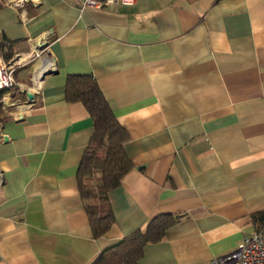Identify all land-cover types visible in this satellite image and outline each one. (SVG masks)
<instances>
[{
  "label": "crops",
  "instance_id": "obj_1",
  "mask_svg": "<svg viewBox=\"0 0 264 264\" xmlns=\"http://www.w3.org/2000/svg\"><path fill=\"white\" fill-rule=\"evenodd\" d=\"M9 1L0 57L34 55L26 88L41 56L53 71L21 120L0 113V264H94L160 215L181 219L140 264H212L262 227L264 0H35L26 23ZM70 75L97 81L128 134L132 169L99 239L77 181L94 122L65 100Z\"/></svg>",
  "mask_w": 264,
  "mask_h": 264
},
{
  "label": "trees",
  "instance_id": "obj_2",
  "mask_svg": "<svg viewBox=\"0 0 264 264\" xmlns=\"http://www.w3.org/2000/svg\"><path fill=\"white\" fill-rule=\"evenodd\" d=\"M65 100L68 104H83L94 122L95 132L79 167L77 181L93 236L99 239L115 224L109 194L121 185L123 177L132 169L125 151L128 134L92 76L70 75L65 86ZM180 219L172 215L154 218L144 230L103 251L94 264H140L144 249L161 242Z\"/></svg>",
  "mask_w": 264,
  "mask_h": 264
},
{
  "label": "built area",
  "instance_id": "obj_3",
  "mask_svg": "<svg viewBox=\"0 0 264 264\" xmlns=\"http://www.w3.org/2000/svg\"><path fill=\"white\" fill-rule=\"evenodd\" d=\"M28 3L36 5L35 0H10L6 3V6L17 9L21 21L26 23L27 17L24 9ZM73 3L80 11L87 12L90 10H103L111 6H133L135 0H73ZM27 55L28 54L22 53L16 54L10 59H6L2 56L0 57V111L10 113L11 117L15 120H21L31 110L34 104L29 103L26 95V93L31 92L33 88L28 89L24 87L17 81L16 77L17 72L28 65L33 59V57H27ZM34 79L35 71L31 77L33 86L35 85ZM40 79L42 82L44 81V74ZM16 94L26 96L27 102L20 104L21 98L14 100ZM12 108L16 110L12 111ZM2 183V174L0 172V185ZM212 264H264V223L257 232L246 236L235 251L225 256L215 258Z\"/></svg>",
  "mask_w": 264,
  "mask_h": 264
},
{
  "label": "bare ground",
  "instance_id": "obj_4",
  "mask_svg": "<svg viewBox=\"0 0 264 264\" xmlns=\"http://www.w3.org/2000/svg\"><path fill=\"white\" fill-rule=\"evenodd\" d=\"M32 56L34 55H29V54L27 55V57L29 58H31ZM41 61L37 63V67L35 71V79H34L35 85L33 86V90L31 91V95L33 96V98H35V94L41 89L42 80L40 79V77L48 71H51V70L53 71V68H48L47 70H46V67L44 66H43L44 68H41L40 66Z\"/></svg>",
  "mask_w": 264,
  "mask_h": 264
},
{
  "label": "rangeland",
  "instance_id": "obj_5",
  "mask_svg": "<svg viewBox=\"0 0 264 264\" xmlns=\"http://www.w3.org/2000/svg\"><path fill=\"white\" fill-rule=\"evenodd\" d=\"M45 44H46V42L44 41V46H45ZM43 46V47H44ZM42 47V48H43ZM41 48V49H42ZM40 49V50H41ZM44 49H46V47L44 48ZM40 50H38L37 52H39ZM33 57V56H32ZM45 59V60H47L48 62L50 61V57H47V56H41V58L39 59V61L38 62H40L41 61V59ZM36 60H38V58H36ZM32 63H34V59H32V61H31ZM36 65H37V62H36ZM31 79V78H30ZM29 88H33V85H32V82L29 80L28 81V89ZM22 97V99L20 100V104H23V103H26L27 102V98H26V96H22V95H20V94H16L15 95V98H14V100H17V99H20ZM16 109L15 108H12V111H15ZM10 111H11V109H10ZM2 113L1 114H3V113H5V115L7 114V115H9L10 113H6V111H1Z\"/></svg>",
  "mask_w": 264,
  "mask_h": 264
},
{
  "label": "water",
  "instance_id": "obj_6",
  "mask_svg": "<svg viewBox=\"0 0 264 264\" xmlns=\"http://www.w3.org/2000/svg\"><path fill=\"white\" fill-rule=\"evenodd\" d=\"M50 73H52V70L46 72V73L44 74V76H45V75H48V74H50ZM26 95H27V97H28L29 103H34L35 98H33V96L31 95V92H27Z\"/></svg>",
  "mask_w": 264,
  "mask_h": 264
}]
</instances>
